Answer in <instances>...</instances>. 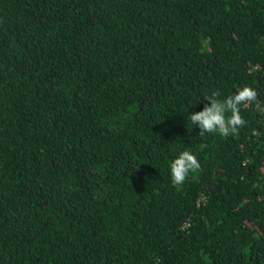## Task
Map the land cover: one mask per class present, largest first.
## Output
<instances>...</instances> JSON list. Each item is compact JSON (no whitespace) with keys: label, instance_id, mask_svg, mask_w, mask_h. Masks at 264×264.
Wrapping results in <instances>:
<instances>
[{"label":"trees","instance_id":"obj_1","mask_svg":"<svg viewBox=\"0 0 264 264\" xmlns=\"http://www.w3.org/2000/svg\"><path fill=\"white\" fill-rule=\"evenodd\" d=\"M245 85L264 0H0V264H264V113L188 121Z\"/></svg>","mask_w":264,"mask_h":264},{"label":"clouds","instance_id":"obj_2","mask_svg":"<svg viewBox=\"0 0 264 264\" xmlns=\"http://www.w3.org/2000/svg\"><path fill=\"white\" fill-rule=\"evenodd\" d=\"M207 103L202 110L188 115L191 125L199 128V136L215 133L223 137L236 136L240 128L246 125L242 118L241 106L255 105V110L264 113V105L260 103L257 92L245 85L237 87L233 94L221 98L219 90L211 91L203 98ZM196 156L183 150L169 164L170 176L174 185H182L190 172L200 169Z\"/></svg>","mask_w":264,"mask_h":264}]
</instances>
